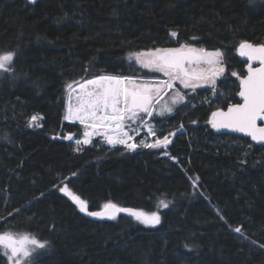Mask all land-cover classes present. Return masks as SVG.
Returning a JSON list of instances; mask_svg holds the SVG:
<instances>
[{"label":"trees","instance_id":"16d2710c","mask_svg":"<svg viewBox=\"0 0 264 264\" xmlns=\"http://www.w3.org/2000/svg\"><path fill=\"white\" fill-rule=\"evenodd\" d=\"M244 41L264 42V0H0V53H15L0 72V232L47 242L33 264H264V147L210 123L239 103ZM184 44L223 51L228 72L157 121L161 138L183 133L163 150H74L65 136L83 128L64 120L68 83L148 76L131 53ZM65 184L91 211L112 202L161 222L88 219Z\"/></svg>","mask_w":264,"mask_h":264},{"label":"snow or ice","instance_id":"6c2138e0","mask_svg":"<svg viewBox=\"0 0 264 264\" xmlns=\"http://www.w3.org/2000/svg\"><path fill=\"white\" fill-rule=\"evenodd\" d=\"M171 35L175 37L177 33L173 31ZM238 51L248 61H258L259 67L247 64V75L240 80L239 96L243 103L232 105L226 112H213L210 123L217 130L230 129L244 133L252 141L264 145V127L257 124L258 121H264V44L256 46L244 41L239 44ZM14 57L12 51L0 53V72L13 71ZM224 58L223 51L197 49L187 44L178 48L133 52L129 55L130 60L134 59L142 67L161 73L166 79L141 80L130 76L102 75L83 82L68 83L69 103L64 118L84 125V139L77 140L78 145L90 144L93 136H101L109 145H122L129 151L138 148H167L175 132L156 138L151 143H137L135 136L129 134L131 125L127 122L143 121L145 116L151 118L157 113L156 105L174 89L177 82L183 88L193 90L210 85L214 93L216 77L225 71ZM232 75L237 74L233 72ZM73 94L75 104L72 103ZM170 99L171 103L160 105L158 115L171 114L173 106L183 102L184 96L177 90ZM39 119L41 117L37 115L32 116L31 125H36ZM132 131L138 133V129ZM148 131L153 137L156 136L152 127ZM67 139L71 140L72 136L69 135ZM60 190L71 197L81 212L89 216L116 219L118 214L126 213L145 225L156 226L161 222L159 211L147 213L112 202L105 203L102 211H89L86 201L73 194L66 184ZM158 206L167 209L169 202L160 200ZM235 232L241 233V228L236 227ZM46 244L32 234H17L8 230L0 232V254L7 258L8 264H33L29 258L38 249H45Z\"/></svg>","mask_w":264,"mask_h":264},{"label":"rangeland","instance_id":"374dc122","mask_svg":"<svg viewBox=\"0 0 264 264\" xmlns=\"http://www.w3.org/2000/svg\"><path fill=\"white\" fill-rule=\"evenodd\" d=\"M176 37V36H175ZM204 49V48H203ZM135 63H137L134 59L131 60ZM139 65V67L148 73V76H142V77H135V78H138V79H141V80H157V79H166V77H164L161 73H158V72H155L149 68H145V67H142L139 63H137ZM237 75H235V77L238 78V80L240 81L242 78L238 75V73H236ZM113 76V75H111ZM85 80H82V81H79V82H83ZM218 83V77H216V83H215V87ZM179 91L183 96H184V100L183 102H180L176 105L173 106V112L171 114H165L163 116H160L158 115L157 113L159 112V108H160V105L164 104L165 102H168V103H171V97L173 96L174 92L175 91ZM200 90H212V87L210 85H205L203 87H198L196 89H185L183 88L182 85L179 84V82L176 83L174 89L172 91H169L168 95L164 96L162 100H160V104L156 105V108H157V113H154L153 116L151 118H148L147 116H145L144 120L143 121H138L136 123H132V122H127L131 125L130 129L129 130V134L130 135H134L135 136V142L137 143H140V142H154V140L156 138H161L159 135L160 133L163 131L162 129H160L158 126H157V121L159 119H165V118H168L170 115L176 113L178 111L179 108L181 107H184V106H194L195 105V102H194V99L196 98V95L198 93V91ZM214 95L212 94L211 96L208 97V100L213 98ZM75 96L73 94V97H72V103L75 104ZM68 103H69V90L67 92V98H66V111H65V115L67 114V109H68ZM64 120L67 122V123H77L79 125L82 126L83 128V133L85 131V128H84V125L80 124L79 121H75V120H66L64 118ZM32 128H37V127H40V119L37 121L36 125H31ZM149 127H152L153 130L155 131L156 133V136L153 137L149 131H148V128ZM132 129H138V133L137 132H133ZM71 135L72 136V139L69 140L67 139V137ZM172 137H170L171 139ZM65 139L69 142H71L74 150L76 151H80L82 150L85 146H91L95 143V141H98L103 147H110L112 149H116V148H123L125 151H126V154L128 153H131V152H135V151H129L127 150L124 146L122 145H116V146H112V145H109L104 139L103 137L101 136H93L91 138V143L90 144H77L76 141L77 140H83L84 139V135L82 136H75L73 134H66L65 136ZM169 146V145H168ZM167 146V147H168ZM79 149V150H77ZM139 149H147V148H138L137 150ZM148 149H151V150H163V149H166V148H148ZM136 150V151H137ZM40 250L42 249H38L35 253H33V255L29 258V259H32L33 256L39 252Z\"/></svg>","mask_w":264,"mask_h":264},{"label":"water","instance_id":"95a60500","mask_svg":"<svg viewBox=\"0 0 264 264\" xmlns=\"http://www.w3.org/2000/svg\"><path fill=\"white\" fill-rule=\"evenodd\" d=\"M29 4H35V3H37L39 0H35V2H33V0H26ZM262 44H264V42L262 43ZM262 44H260V45H262ZM254 45V44H253ZM256 46H259V45H256ZM240 59L244 62V63H246V75H247V64L248 63H252V66L255 68V67H259V62L258 61H248L247 60V57H242L241 55H240ZM245 75V76H246ZM244 78V77H243ZM242 78V79H243ZM240 90H241V85H240ZM237 98H238V100H239V103H237V104H242L243 103V99H242V97H240L239 96V93H238V96H237ZM232 106V105H231ZM231 106H229V107H231ZM228 107V108H229ZM227 108V109H228ZM227 109H225V110H220V111H224V112H226L227 111ZM257 124H258V126H261V127H264V121H258L257 122ZM215 129V128H214ZM216 130V132L217 133H219V134H223V135H231V136H237V137H243V138H247V139H249L250 141H251V143L254 145V146H257V147H264V145H262V144H260V143H257V142H255V141H252L251 140V137H249V136H247V135H245L244 133H239V132H233V131H231L230 129H220V130H217V129H215ZM185 131V129L183 128V129H181L180 131H177V132H175L176 133V135L175 136H173L172 138H171V140L173 141V139L178 135V134H180V133H183ZM76 204V203H75ZM77 205V204H76ZM77 207L79 208V206L77 205ZM133 209V208H132ZM79 210H80V208H79ZM88 210L89 211H91L90 209H89V207H88ZM103 210V209H102ZM102 210H99V211H102ZM134 210H137V209H134ZM81 212V211H80ZM86 218H88V219H91V220H95V221H110V220H114V219H108V218H103V219H101V218H99V217H93V216H89L87 213H85V212H81ZM121 215H128V214H126V213H120V214H118L117 215V217L116 218H118L119 216H121Z\"/></svg>","mask_w":264,"mask_h":264},{"label":"flooded vegetation","instance_id":"af4514ba","mask_svg":"<svg viewBox=\"0 0 264 264\" xmlns=\"http://www.w3.org/2000/svg\"><path fill=\"white\" fill-rule=\"evenodd\" d=\"M223 66L225 68V71L217 76L218 77V82L221 81L227 75V72H228V68L225 65V63H223Z\"/></svg>","mask_w":264,"mask_h":264}]
</instances>
